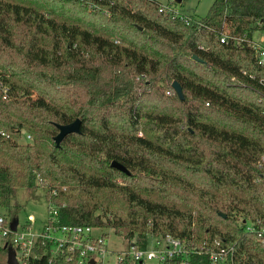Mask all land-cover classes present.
Masks as SVG:
<instances>
[{"label": "trees", "instance_id": "obj_1", "mask_svg": "<svg viewBox=\"0 0 264 264\" xmlns=\"http://www.w3.org/2000/svg\"><path fill=\"white\" fill-rule=\"evenodd\" d=\"M188 16L161 0H0V129L10 134H0V205L10 217L18 190L43 183L62 223L141 246L152 234L218 238L234 245L235 264H264V244L241 221L264 222V65L245 43L221 41L252 38L264 0H214ZM77 118L81 131L57 146L58 125ZM22 131L32 142L14 139ZM9 250L0 246V264ZM187 264L211 263L194 254Z\"/></svg>", "mask_w": 264, "mask_h": 264}, {"label": "built area", "instance_id": "obj_2", "mask_svg": "<svg viewBox=\"0 0 264 264\" xmlns=\"http://www.w3.org/2000/svg\"><path fill=\"white\" fill-rule=\"evenodd\" d=\"M161 9L174 13V16L191 19L175 9L170 3L161 0ZM261 32L260 39L244 36H231L223 33L222 42L233 39L238 43H245L248 49H254L260 64L264 65V22L257 30ZM264 83V79L261 80ZM3 96H8L6 84L0 81ZM2 136L10 134L0 129ZM18 143L32 142L30 133L22 131L20 136L14 137ZM14 218V217H13ZM12 217L5 211L0 213V246H7L15 252L18 264H32L34 260L46 257L50 261L65 258L74 264H109L116 255L106 242V236L100 227L82 224L62 223L59 208L49 201L47 219L37 224V219L30 216L26 222L17 221L12 227ZM245 231L257 233L260 243L264 244V222L250 217L241 218ZM96 231H99L96 232ZM194 254L207 255L211 264H235L234 245L225 244L221 239H205L201 242L191 238L175 237L172 234L149 235L145 246L135 241L129 242L128 247L117 254V264H145L146 260H158L161 264L166 261L177 260L180 264H187Z\"/></svg>", "mask_w": 264, "mask_h": 264}, {"label": "rangeland", "instance_id": "obj_3", "mask_svg": "<svg viewBox=\"0 0 264 264\" xmlns=\"http://www.w3.org/2000/svg\"><path fill=\"white\" fill-rule=\"evenodd\" d=\"M165 3H170L176 10L195 17L205 16L214 0H182L181 3L175 0H163ZM261 32L255 31L254 38L260 39ZM24 144V143H21ZM46 188L44 184H40L38 187L32 190L21 188L16 194V200L19 202V207L16 213V218L19 222L24 223L30 216H34L37 219V224H41L47 219L49 210V201L46 195ZM8 212L5 207L0 205V213ZM101 231L106 233V242L114 255L111 258L109 264H117V254L121 250L128 247V241L124 237L117 235L112 228L101 227ZM99 233V231H96ZM145 264H161L158 260H146Z\"/></svg>", "mask_w": 264, "mask_h": 264}, {"label": "water", "instance_id": "obj_4", "mask_svg": "<svg viewBox=\"0 0 264 264\" xmlns=\"http://www.w3.org/2000/svg\"><path fill=\"white\" fill-rule=\"evenodd\" d=\"M175 1L178 3L182 2V0H175ZM194 57L198 59V56H194ZM171 85L175 89V91L179 94V97L181 99H184L185 95H184V91H183L181 84L177 80H174ZM80 124H81V120L79 118H77L76 120H74L70 123H67V124H59L58 125L59 132L54 137V141H55L56 145L60 146L61 141L64 139V137L67 134L72 133V132H80L81 131ZM111 165L115 168H118V169L125 171V172L130 174L129 169L124 164H122L121 162H119L117 160H113ZM219 215L226 217V213L221 212V211L219 212ZM17 221L18 220L16 217L13 218V220L11 222L13 228L16 227ZM8 262H9V264H18V261L15 257V252L12 249L9 250Z\"/></svg>", "mask_w": 264, "mask_h": 264}]
</instances>
